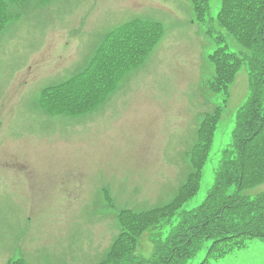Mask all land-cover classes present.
Instances as JSON below:
<instances>
[{
    "label": "rangeland",
    "instance_id": "374dc122",
    "mask_svg": "<svg viewBox=\"0 0 264 264\" xmlns=\"http://www.w3.org/2000/svg\"><path fill=\"white\" fill-rule=\"evenodd\" d=\"M220 6L210 0L215 21ZM12 16L0 33V264H96L117 236L120 211L173 199L189 172L198 125L219 106L201 188L179 213L204 202L249 94L246 66L226 105L223 94L206 88L215 37L238 53L243 47L233 37L217 25L209 35V21L197 22L191 0H21ZM135 19L164 29L147 61L90 112L48 114L42 89L84 68L108 32ZM262 194L264 184L245 191L251 199ZM212 242L189 264L203 263ZM153 250L147 234L139 238L140 257L151 259ZM209 264H264V240H248Z\"/></svg>",
    "mask_w": 264,
    "mask_h": 264
},
{
    "label": "trees",
    "instance_id": "16d2710c",
    "mask_svg": "<svg viewBox=\"0 0 264 264\" xmlns=\"http://www.w3.org/2000/svg\"><path fill=\"white\" fill-rule=\"evenodd\" d=\"M21 0H0V32L12 18L11 5ZM195 18L217 25L243 47L230 51L218 35L217 49L208 56L212 73L206 88L223 94L243 66L247 67L249 96L238 110L231 142L223 150L215 179L204 202L195 209H180L200 190L223 108L203 115L196 141L186 154L189 172L174 198L148 211L123 210L119 233L98 264H189L205 241L212 240L207 259L219 258L245 246L247 240H264V194L254 199L245 191L264 183V0H220L216 21L209 17L210 0H191ZM163 36L154 22L133 21L106 37L88 68L63 84L42 91L41 106L50 113L84 114L104 101L118 80L141 65ZM177 221L173 224V218ZM170 224V229L165 227ZM148 234L154 245L151 259L137 254L138 240ZM224 244V246H223ZM9 264H25L22 261Z\"/></svg>",
    "mask_w": 264,
    "mask_h": 264
}]
</instances>
